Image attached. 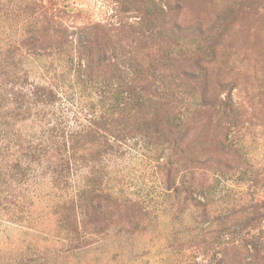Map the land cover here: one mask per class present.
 I'll use <instances>...</instances> for the list:
<instances>
[{
  "label": "rangeland",
  "instance_id": "obj_1",
  "mask_svg": "<svg viewBox=\"0 0 264 264\" xmlns=\"http://www.w3.org/2000/svg\"><path fill=\"white\" fill-rule=\"evenodd\" d=\"M211 44L201 55L207 95L236 116L223 105L193 115L201 91L187 73L196 48ZM125 70L171 94L143 111L162 130L149 151L130 141L110 159L102 132L92 162L77 142L75 166L55 148L25 150L23 138L47 122L65 138L104 110ZM0 122L13 134L0 138V264H264V252L235 256L222 244L240 242L235 228L264 238V208L224 224L216 211L264 202V0H0ZM17 159L28 181L3 175ZM161 167L176 189L170 203Z\"/></svg>",
  "mask_w": 264,
  "mask_h": 264
},
{
  "label": "trees",
  "instance_id": "obj_2",
  "mask_svg": "<svg viewBox=\"0 0 264 264\" xmlns=\"http://www.w3.org/2000/svg\"><path fill=\"white\" fill-rule=\"evenodd\" d=\"M178 2V0H175ZM176 10H179L176 6ZM160 13V12H159ZM179 11H174V14L178 16ZM199 31V30H198ZM211 45H206L204 47H197L196 52H198L196 60L193 62V67H190L189 72L187 73L190 81L195 83V86H199L201 91L200 93V104H197L194 108L193 115L194 116H203L209 115L210 113H215L216 106L219 107L223 105L220 103H216L217 101L211 99L208 94V75L206 72V67L203 65L201 55H211ZM186 74V73H185ZM141 76L140 72L132 73L130 70L122 71L121 73L114 75L113 78L116 81V86L113 87L109 91L108 100L106 101V108L101 110L99 107L100 113L96 110L93 112V115L86 120L84 124H79L72 130H67L65 138L63 136H57L54 138V133H58L59 127L53 126L49 128V122L40 126V130L38 133L33 135H29L28 139L23 138L22 145L25 146L26 151L33 150H41L48 148H55L58 151H63L65 154L69 156V163L66 160L65 164H71L75 166V149L78 141H82L85 144V155L88 158L89 162L95 160L96 153L92 152L94 142H97L98 139L106 138V151L102 153L104 156L109 155V158L112 159V155H117L124 146L129 147L128 144L130 141H135L134 145H140L141 148L148 150L150 145H155V143H151V140H155L159 138L162 134V130H158L156 128L157 123V115L149 116L148 114L143 113L146 108H150L151 104L156 103V99L161 100L162 106H165L169 103L170 93H166L163 88H159L155 85L153 87V82H149L146 80H142L138 78ZM122 86L123 90L119 88ZM159 89V90H158ZM51 94V92H50ZM46 94V95H50ZM50 98V96L48 97ZM101 103V101H99ZM160 105V103H159ZM224 112L227 114L236 116V109L233 104L227 103L224 104ZM221 107V106H220ZM25 109L28 110V107L25 106ZM168 112V109L166 110ZM96 113V114H95ZM146 115V116H144ZM164 118V117H163ZM161 119V122L163 120ZM166 123H160V126ZM56 125V123H55ZM8 124L6 122H0V138L3 141H7L13 134L10 130H7L6 127ZM63 133V131H60ZM132 135V136H131ZM58 138V141H57ZM66 140V141H65ZM16 141V138L15 140ZM62 141L61 144H58ZM21 145V144H20ZM71 161V162H70ZM21 160H15V163L11 165L10 172L3 173V175L8 176L9 180L14 182L20 181H28L30 178L28 175L30 174L28 170L29 168L26 165H22ZM28 166V165H27ZM69 166V165H68ZM26 167V168H25ZM165 167H161L158 170L159 175L161 177L159 179V184L161 186V192L163 199L166 200V203H170L173 200V196L176 193V189H173V180L170 178V170H165ZM164 171L165 174L162 172ZM98 189H101L100 187ZM182 189V188H181ZM187 188H184V192L187 193ZM96 194V198L102 200L105 204L111 205L112 207H117L119 204V199L109 192H101ZM129 203V201H124V205L126 208H132V212H139L140 210H144L143 207H137L136 204H125ZM205 205V204H204ZM201 205L200 202H196L194 207L202 206L203 211L205 212V206ZM264 208V202H252V203H243L240 202L238 204H227L225 206H217L216 211H218L219 218H222V223H225L226 218L234 217L238 213H242L246 209L251 208ZM264 215V214H263ZM256 216L250 218V221H255ZM250 222V223H251ZM65 229V228H64ZM236 231L235 234H238L240 242H237L233 247H228L227 243H224L222 240V244L225 250H232L233 255L239 256L241 251L250 253L251 256L259 255V253L264 252V238L260 235L254 234V228L250 227L249 229H234ZM233 231V232H234ZM222 236L228 234V228L222 225L218 230ZM68 234V233H67ZM253 237L258 242L255 241V244L251 247L244 246L245 238Z\"/></svg>",
  "mask_w": 264,
  "mask_h": 264
}]
</instances>
